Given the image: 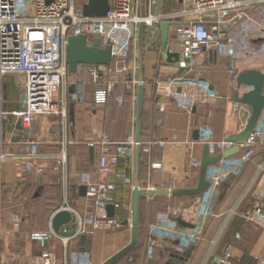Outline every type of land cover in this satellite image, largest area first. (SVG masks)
<instances>
[{"label":"built area","instance_id":"built-area-1","mask_svg":"<svg viewBox=\"0 0 264 264\" xmlns=\"http://www.w3.org/2000/svg\"><path fill=\"white\" fill-rule=\"evenodd\" d=\"M156 1L148 0V8L151 9ZM181 1L184 7L172 15H155L148 11L141 17L140 0H108L109 8L104 16L87 17L82 14L81 5L76 0H0V163H22L26 171H33L40 170L42 159H49L53 169L59 172L63 189L59 210L70 211L73 216L72 227L64 225L54 232L49 222L46 231L33 232L30 237L40 243L49 239L59 241L63 247L62 264H92L88 252L68 251L67 244L86 234L87 228L92 231L112 230L119 226V221L107 217L105 212L107 204L112 202L110 193L114 185L95 181L89 173L80 176V183L86 187V196L94 199L93 211L80 214L68 204V147L72 142L66 135L67 108L70 102L80 101L82 96L81 90L70 92L68 89L71 82L65 62V48L69 36L85 34L87 44L97 37L100 46H111L112 60L109 65H78L75 79L71 78L74 85L81 86L84 82L94 85L93 101L96 104H104L120 82L125 83L127 90L139 84L137 79L128 78L132 71L129 65L130 48L137 39L140 23L144 28H152L163 21H176L173 34L177 49L170 46L167 49L169 54H176V58L171 56L168 63L187 72L193 69L196 58L204 52L213 51L217 56L227 59L234 94L237 91L240 95L249 89L237 87L238 65L244 64L246 70L257 69V63H264V0ZM163 55L167 60L164 52ZM6 79L11 80L18 90L20 108L13 111L4 109ZM154 86L158 95L170 97L186 113L195 105L219 99L218 93L199 76L168 77L156 80ZM116 100L121 101V97ZM250 113L249 106L234 101L233 116L243 115L247 121ZM10 118L18 121L21 128H27L26 133L36 119H50L56 127V150L41 155L39 138L36 137L28 140L20 152L4 151L1 143L2 127ZM229 137L215 139L210 126L201 128L198 141L207 146L210 156L236 144L238 153L221 157L215 164L207 166L205 179L208 187L190 203L170 207L158 214L148 229L146 252L149 258L159 240L176 241L177 253H183L197 242L203 224L214 214L221 184L239 176L256 153L264 149V108L246 141L235 143ZM137 144L142 145L141 141L135 140L134 135L115 141L106 134L88 143L98 149L97 171L122 177L131 187L132 180L116 173L115 166L119 160L131 158ZM159 144L164 149H180V164H183L184 156H188L186 177L192 168L198 171L200 160L191 155V142L178 141L173 137ZM152 166L166 172L170 170L162 161ZM259 172H264V162L256 164L255 174ZM177 218L194 228L182 227ZM243 218L247 222L264 225V184L257 187L254 203L243 212ZM20 220L17 214L11 217L15 227ZM230 256L231 251L226 249L221 261H227ZM16 261L14 255H9L7 263L0 264H19ZM25 264H57V258L53 252L45 250L29 258ZM257 264H264V258L258 259Z\"/></svg>","mask_w":264,"mask_h":264},{"label":"crops","instance_id":"crops-1","mask_svg":"<svg viewBox=\"0 0 264 264\" xmlns=\"http://www.w3.org/2000/svg\"><path fill=\"white\" fill-rule=\"evenodd\" d=\"M183 7L181 0H157L149 9L148 0H140V13L150 11L155 15H172ZM167 22L171 23L167 46L177 49V40L173 34L176 21ZM160 52L159 25L145 28L143 38L132 43L129 58L133 72L131 71L128 79L139 81L141 78L142 88L137 83L131 90H127L125 83L120 82L104 104L94 103L92 83L74 85L71 76L69 77V91L81 90L82 96L80 101L70 102L67 108L66 135L72 142L68 147V204L80 214L93 211L94 199L87 197L86 193L82 196L78 191V187L82 185L80 176L89 173L95 181L114 185L110 193L114 204L112 218L119 221V226L112 230L92 231L87 228L86 234L67 244L68 251L88 252L92 264H103L129 243L131 225L130 222L122 224V221L130 219L132 187L122 177L97 171L98 149L93 148V158L90 159V141L96 140L102 134L116 141L124 140L129 135L135 137L139 124V139L142 143L139 156V188L143 191L170 190L194 187L197 183V171L192 168L186 177L188 156H184L183 164H180V149H164L160 142L169 141L173 137L178 141H189L192 143L191 155L200 160L203 145L198 138L202 127L210 126L213 137L220 139L240 134L246 124L243 115L233 116L234 91L231 88L227 59L217 56L213 51L204 52L196 58L193 69L187 72L168 63ZM244 66L238 65L239 71H243ZM256 67L264 70V63L259 62ZM173 76H199L218 93L219 99L208 104L195 105L186 113L176 106L173 99L158 95L155 91L156 80ZM75 77L73 75V79ZM3 92L4 109L15 110L18 90L11 85L9 79L4 83ZM118 97H121V101L116 100ZM17 123L12 118L3 123L1 143L4 151L20 152L28 140L36 137L39 138L41 155L56 150V127L50 119H36L28 133L17 129ZM194 131H198L196 140L193 137ZM133 157L134 152L131 158L121 159L115 166V172L130 178L132 183ZM158 161H162L170 170L166 172L153 167L152 164ZM41 162L40 170L33 171H26L22 163H0V263H7L9 255H14L17 263L25 264L29 258L45 250L55 254L57 264L63 263V247L59 241L49 239L40 243L30 237L33 232L48 229L49 222L63 200L59 172L53 169L51 160L42 159ZM259 162H264V149L256 153L239 176L221 184L213 216L203 224L197 242L189 247V255L182 261H179V257H183L185 251L177 253V242L167 239L158 241L159 244L149 258L146 252L148 229L158 214L170 207L187 204L190 200L174 196L141 197L137 244L131 255L133 257L120 260L117 264H132V261L133 264H167L169 258H172L170 264H257L258 259L264 258V225L247 222L243 218V212L253 205L257 187L264 184V172L255 174V166ZM15 214L21 218L17 227L11 221ZM72 221L71 214L70 222L65 225L72 227ZM226 249L231 251V256L222 262ZM172 254L174 256L171 257Z\"/></svg>","mask_w":264,"mask_h":264},{"label":"water","instance_id":"water-1","mask_svg":"<svg viewBox=\"0 0 264 264\" xmlns=\"http://www.w3.org/2000/svg\"><path fill=\"white\" fill-rule=\"evenodd\" d=\"M109 8L108 0H87L85 3L81 5V11L84 16L87 17H102L106 14ZM144 11L140 13L141 17L144 16ZM170 22L163 21L159 24L160 31V46L162 56L163 52L167 56V61H170V57L175 55H171L168 53V29L170 26ZM144 25L140 23L138 29L137 39H142L144 35ZM112 60L111 54V46L105 45L100 46V40L97 37H93L91 39V43L87 44V37L85 34H79L75 36H69L67 38V45L65 48V62L67 66L68 75L75 74L78 65L83 64H95V65H109ZM142 79L139 78V88H142L141 85ZM11 85L14 87L13 82L10 80ZM236 84L237 87L245 86L249 87L248 91H244L239 95L236 91L233 97V101L239 102L241 104L247 105L251 108V113L246 121L245 127L240 134L233 135L229 137L231 142L241 143L247 140L249 133L257 122L262 109L264 108V71H260L258 69H246L240 71L236 76ZM5 96V95H4ZM19 98V97H18ZM138 98V97H137ZM138 102L140 104V100L138 98ZM20 103L17 102V106L15 108L19 109ZM18 122V121H17ZM17 129L22 130L23 132H27V128H21L19 122L16 124ZM193 137L196 140L198 138V131H194ZM135 140L137 142L139 139V124L136 131ZM238 145H234L233 147L223 151L222 153H217L213 156H210L207 152V146H203L202 155L200 158V164L197 171V183L194 187H184V188H174V189H152L150 191H143L139 188L138 185V171H139V156L141 153V146L136 145L134 151V182L132 185V202H131V214L130 219H124L122 224H127L130 222L131 225V234L130 241L127 245L121 248L118 252L112 255L109 259H107L103 264H115L120 258L125 256L128 252H130L136 245L137 242V220H138V203L139 199L143 196L147 198L150 197H163V196H174V197H195L201 194L207 187L208 181L205 179V171L208 165L215 164L221 157H229L238 153ZM89 158H93V147H89ZM79 194L84 196L86 193V187L84 185H80L78 187ZM106 215L109 218L114 216V204L109 202L105 209ZM71 219V214L67 210H59L57 211L52 219H51V227L54 232H58L59 228L62 225L68 224ZM179 225L187 228H194L191 224L184 222L182 219L177 218ZM190 249H186L183 257H179V261L187 258L189 255ZM174 254L171 255V257ZM172 258H169L167 264H170ZM179 264H181L179 262Z\"/></svg>","mask_w":264,"mask_h":264},{"label":"trees","instance_id":"trees-1","mask_svg":"<svg viewBox=\"0 0 264 264\" xmlns=\"http://www.w3.org/2000/svg\"><path fill=\"white\" fill-rule=\"evenodd\" d=\"M116 141V140H115ZM117 141H119V140H117ZM143 148V147H142ZM181 198V197H180ZM186 200H190V201H192L193 200V198L194 197H184ZM140 200H141V198H140ZM139 200V201H140ZM189 201V202H190ZM141 204V201L138 203V212H139V205ZM140 207H141V205H140ZM139 214V213H138ZM138 221H139V218H138ZM138 223V222H137ZM137 244V243H136ZM136 246V245H135ZM134 249H135V247L130 251V252H128L125 256H123L122 258H120L118 261H120V260H123V259H129V257H133V256H131V255H133L132 253H133V251H134ZM132 260L134 259V258H131ZM135 260V259H134ZM117 261V262H118ZM117 262L115 263V264H117ZM134 263V261H132V264Z\"/></svg>","mask_w":264,"mask_h":264},{"label":"rangeland","instance_id":"rangeland-1","mask_svg":"<svg viewBox=\"0 0 264 264\" xmlns=\"http://www.w3.org/2000/svg\"><path fill=\"white\" fill-rule=\"evenodd\" d=\"M87 0H76V3L78 4V5H80V4H83V3H85ZM73 75L74 74H72V75H69V77L71 76V78L73 77ZM78 76H79V73H78ZM188 203H190V202H187V204Z\"/></svg>","mask_w":264,"mask_h":264}]
</instances>
